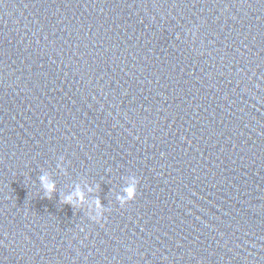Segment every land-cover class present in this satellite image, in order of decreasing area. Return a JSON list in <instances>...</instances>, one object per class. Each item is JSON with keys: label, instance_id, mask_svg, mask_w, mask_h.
I'll return each instance as SVG.
<instances>
[{"label": "water", "instance_id": "obj_1", "mask_svg": "<svg viewBox=\"0 0 264 264\" xmlns=\"http://www.w3.org/2000/svg\"><path fill=\"white\" fill-rule=\"evenodd\" d=\"M0 264H264V0H0Z\"/></svg>", "mask_w": 264, "mask_h": 264}, {"label": "clouds", "instance_id": "obj_2", "mask_svg": "<svg viewBox=\"0 0 264 264\" xmlns=\"http://www.w3.org/2000/svg\"><path fill=\"white\" fill-rule=\"evenodd\" d=\"M39 180L42 188L44 189L45 195L48 198H51L52 195L57 191L55 180H53L48 174L41 175ZM138 184L139 180L135 176H132L128 180L127 187L124 189L125 194L118 197L119 203L122 206L130 201L135 200L137 196ZM92 191L93 189L90 187L87 189V192L84 189L77 187L75 191L63 197V202L73 207H80L88 204L91 218L99 222L103 218V214L106 209L99 198H96L91 202L88 201L87 193Z\"/></svg>", "mask_w": 264, "mask_h": 264}]
</instances>
